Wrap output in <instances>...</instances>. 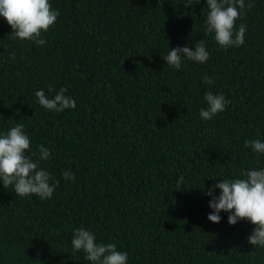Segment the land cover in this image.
Here are the masks:
<instances>
[{"label":"trees","instance_id":"obj_1","mask_svg":"<svg viewBox=\"0 0 264 264\" xmlns=\"http://www.w3.org/2000/svg\"><path fill=\"white\" fill-rule=\"evenodd\" d=\"M204 2L51 0L59 15L44 45L15 38L0 17V130L23 123L31 152L51 149L40 166L58 182L43 200L0 186V264H91L71 249L79 226L126 250L128 264H264V247L247 241L254 225L223 211L209 221L204 194L264 166L244 145L264 139V0L237 18L244 43L227 49L204 31ZM199 39L206 62L163 60ZM61 86L76 107L45 110L35 90ZM206 91L230 101L210 120L199 116Z\"/></svg>","mask_w":264,"mask_h":264},{"label":"clouds","instance_id":"obj_2","mask_svg":"<svg viewBox=\"0 0 264 264\" xmlns=\"http://www.w3.org/2000/svg\"><path fill=\"white\" fill-rule=\"evenodd\" d=\"M194 2L199 3L200 0H182L185 7L192 6ZM204 4L207 7L204 31L211 33L221 48L242 45L247 26L244 23L237 25L236 20L244 15L246 8L252 7L253 0H205ZM58 15L59 10L52 6L51 0H0V17L10 25L12 35L31 40L36 45L46 43L41 33L55 23ZM209 56L206 43L199 39L194 47L188 44L168 47L162 58L167 65L180 70L184 60L204 63ZM213 79L205 74L202 82L210 85ZM48 91H53L51 85ZM66 93L67 89L61 86L51 96L46 95L42 88L35 90L34 95L45 110L62 112L76 107L75 98ZM203 99L206 107L199 109V116L204 120L212 119L230 103L219 91H206ZM244 145L257 156L264 155V139L260 137L245 139ZM37 148L38 156L30 151V136L23 123L0 130V186L6 188L11 185L19 196L35 194L42 200L52 197L58 182L52 179L47 168L40 166L41 161L50 158L51 149L44 144ZM62 176L67 180L74 179L71 170H64ZM182 181L183 176L177 180V188L182 186ZM204 194L210 197L209 221L218 223L222 219L221 211L227 213L229 224L246 219L254 225L247 237L248 243L264 247V166L244 168L236 176L222 177L209 185ZM70 243L72 252H83L91 264H128L129 253L126 250L118 248L115 242L98 240L91 228H73Z\"/></svg>","mask_w":264,"mask_h":264}]
</instances>
